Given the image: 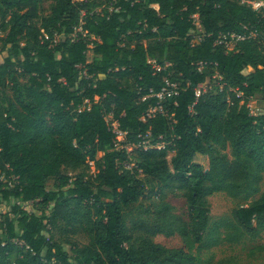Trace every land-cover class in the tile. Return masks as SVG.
<instances>
[{
	"label": "trees",
	"instance_id": "obj_1",
	"mask_svg": "<svg viewBox=\"0 0 264 264\" xmlns=\"http://www.w3.org/2000/svg\"><path fill=\"white\" fill-rule=\"evenodd\" d=\"M243 1L254 0H0V206L9 208L0 264H194L223 242L263 238L264 114L249 116L234 90L264 98V36L215 44L243 26L264 33V19ZM80 26L85 36L73 37ZM215 75L222 91L212 85L196 97ZM164 80L178 94L164 104L166 116L147 118L157 100L142 99ZM111 112L126 145L149 133L168 146L113 150ZM173 189L185 198L187 222L163 202ZM217 193L244 204L210 227L207 198ZM154 197V212L134 215L141 199ZM28 203L40 215L24 210ZM151 212L148 222L142 215ZM48 227L87 243L71 259L46 237Z\"/></svg>",
	"mask_w": 264,
	"mask_h": 264
},
{
	"label": "rangeland",
	"instance_id": "obj_2",
	"mask_svg": "<svg viewBox=\"0 0 264 264\" xmlns=\"http://www.w3.org/2000/svg\"><path fill=\"white\" fill-rule=\"evenodd\" d=\"M44 9L47 8V4H45ZM196 37H199V32H195ZM0 52H1V44H0ZM3 56H0V62L2 61ZM93 59V55L91 52L87 53V62H91ZM220 79L215 75L212 76L211 80L207 81L202 87H210L212 85H219ZM248 101V100H247ZM250 104L256 115L264 114V99L261 96L255 97L250 101ZM243 108L246 110V106ZM173 153L167 154V161L170 162L173 157ZM198 163L206 165V160L202 158L197 159ZM92 174V173H91ZM144 176L139 172V178H143ZM261 190H264V174L262 176L261 182ZM53 182H49L47 184L48 190H53ZM150 190V187L147 186V192ZM155 201L156 205H160V201L158 198L154 197L151 201L143 200L135 206L136 211H134V215L141 213L143 209L152 208V203ZM209 204V217H210V227L215 224L226 223L231 221V214L234 209L238 206L244 204L241 199L232 200L228 196L223 193H217L207 198ZM163 202L167 204L170 208L171 215L176 218L181 219L184 222H187L186 216V201L180 192L177 190H165L163 194ZM52 205L51 204L46 210V215L50 216L52 213ZM24 210L33 212L35 215H40L41 211L38 210L33 203L24 204L22 206ZM8 207L5 205L0 206V222L2 220V216L8 211ZM155 210L153 209V212ZM153 212L149 215L143 214L142 216L148 221L152 222ZM62 227H64L62 225ZM49 233H46L47 238L53 237L54 240L62 243V247L64 251L69 255L71 259L74 258V246L81 247L87 243V240L84 238L82 234L71 235L69 233L62 234L59 230L52 229L50 227L47 228ZM64 229V228H63ZM223 231V229H222ZM224 234H222L223 238ZM157 239L161 243H168L172 246L180 245V241L177 238H174L172 241L167 242L163 237L159 236ZM194 264H264V236L262 239L257 241H251L248 238L244 239L242 243L232 246L227 242H223L221 245L217 247H212L208 251H202L199 255H197V260Z\"/></svg>",
	"mask_w": 264,
	"mask_h": 264
},
{
	"label": "built area",
	"instance_id": "obj_3",
	"mask_svg": "<svg viewBox=\"0 0 264 264\" xmlns=\"http://www.w3.org/2000/svg\"><path fill=\"white\" fill-rule=\"evenodd\" d=\"M248 8L254 12L259 19H264V0H254V1H243ZM85 16V12H81V24H82V18ZM194 18V26L196 27L195 32L201 33V26L198 22V17L195 15L193 16ZM259 20V21H260ZM244 31L242 33H230L226 36L219 37V39L216 41L215 44L218 45H223L225 47H229L231 45H235L238 42L253 39L256 41H260L262 36H264L263 30L260 27H255V26H243ZM73 37H75L76 34H81L82 36H85L83 34V31L81 30V26L75 29ZM55 43V41H54ZM205 63L199 62L196 64L197 70L202 71L203 68L205 67ZM156 70H160L159 67L154 66ZM82 77H86L85 72L81 74ZM219 78V77H218ZM221 81V78H219ZM205 84V83H204ZM203 84L199 85L197 89L195 90L196 97H200L201 95L207 93L210 87H202ZM219 89L222 91L223 87L225 86L224 83L219 82ZM235 94L237 97L241 98L240 106H246V112L248 113L249 116L254 117L257 116L250 104V101L253 100L254 98H249L245 99L242 98L241 92L234 90ZM178 94V85L174 82H170L169 80H164V86L155 94H152L150 96H145L143 97V101L148 98V97H155L157 100L156 105L154 107H151L147 113L145 114V117L151 118L155 114H161V115H167V111L164 109V104L168 99H171L172 97L176 96ZM264 99V98H263ZM248 100V101H247ZM90 104L86 100L84 101V104L82 107H79L77 112L81 113V111L86 107L89 108ZM144 119V118H143ZM142 119V120H143ZM168 119L171 121V119L168 117ZM105 120L109 125V131L114 135V149L116 151H123L125 150L126 152H131L134 149H142V150H150V149H164L165 147L168 146L167 143L164 141H161V138H159V142H154L150 138V134L147 133L146 135H138L139 142L136 145H126L125 143V138L127 135V132H122L119 129L118 123L114 120L113 113H108L105 116ZM123 167L126 170H130L131 167L128 162L123 163ZM93 174V172H91ZM17 204H20L17 202ZM24 206V205H23Z\"/></svg>",
	"mask_w": 264,
	"mask_h": 264
}]
</instances>
